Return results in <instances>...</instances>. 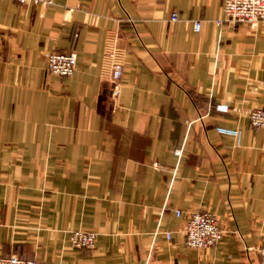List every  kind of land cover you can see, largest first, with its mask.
<instances>
[{
    "label": "crops",
    "instance_id": "obj_1",
    "mask_svg": "<svg viewBox=\"0 0 264 264\" xmlns=\"http://www.w3.org/2000/svg\"><path fill=\"white\" fill-rule=\"evenodd\" d=\"M51 1L0 0V257L258 264L264 129L247 114L264 109V22H227L223 0ZM52 52H75L71 77L49 74ZM203 212L223 238L191 249ZM75 230L95 247L73 248Z\"/></svg>",
    "mask_w": 264,
    "mask_h": 264
},
{
    "label": "built area",
    "instance_id": "obj_2",
    "mask_svg": "<svg viewBox=\"0 0 264 264\" xmlns=\"http://www.w3.org/2000/svg\"><path fill=\"white\" fill-rule=\"evenodd\" d=\"M21 4L33 3L41 4V6H49L51 0H14ZM222 12L225 20L232 24H250L254 22H264V0H223ZM178 16L176 13L170 15V22H176ZM217 25L221 22L217 21ZM194 32L201 30L199 21L193 23ZM1 60V55H0ZM46 65L49 74L52 76L66 78L71 77L77 67V58L75 52L57 53L52 52L46 58ZM110 81L117 89L118 83L123 77L124 63L117 58L111 59L110 64ZM248 121L253 128L264 129V109H253L248 114ZM178 156L179 151H175ZM157 164H154L155 167ZM176 216H180V212L176 211ZM183 234L185 237V245L191 249L204 250L217 246L223 238V230L217 215L211 212L192 214L185 224ZM165 238H171L170 232L164 233ZM97 241V233L88 230H75L70 233L69 243L77 249H93ZM259 256L258 264H264V234L260 238L259 247L257 249ZM0 264H39L36 261L24 260L17 256L7 258L0 257Z\"/></svg>",
    "mask_w": 264,
    "mask_h": 264
}]
</instances>
